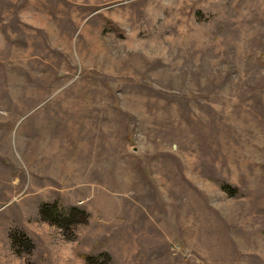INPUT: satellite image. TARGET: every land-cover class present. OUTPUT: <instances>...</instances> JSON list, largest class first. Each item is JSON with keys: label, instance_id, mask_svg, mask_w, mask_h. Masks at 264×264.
Instances as JSON below:
<instances>
[{"label": "rangeland", "instance_id": "1", "mask_svg": "<svg viewBox=\"0 0 264 264\" xmlns=\"http://www.w3.org/2000/svg\"><path fill=\"white\" fill-rule=\"evenodd\" d=\"M88 256L264 264V0H0V264Z\"/></svg>", "mask_w": 264, "mask_h": 264}, {"label": "crops", "instance_id": "2", "mask_svg": "<svg viewBox=\"0 0 264 264\" xmlns=\"http://www.w3.org/2000/svg\"><path fill=\"white\" fill-rule=\"evenodd\" d=\"M97 146H99L100 147V145H97ZM96 151V155H94L93 156V158H95V159H97V160H102V159H105V156L106 155H104V156H102L101 155V147L99 148V149H97V150H95ZM93 152V151H92ZM73 153V152H72ZM91 147L89 146L88 147V149L87 150H85V151H82V154H83V156H84V158H85V160H86V162H84V167H90L89 166V163H90V159H92V157H91Z\"/></svg>", "mask_w": 264, "mask_h": 264}, {"label": "trees", "instance_id": "3", "mask_svg": "<svg viewBox=\"0 0 264 264\" xmlns=\"http://www.w3.org/2000/svg\"><path fill=\"white\" fill-rule=\"evenodd\" d=\"M49 206H43L42 207V212H41V214L44 216V218L46 219V220H49L50 221V219L48 218L49 217V214L47 213V208H48ZM52 221H54V222H56V221H58L57 220V218L55 219V220H52ZM57 223V222H56ZM95 259V257L93 258V257H91V256H88L87 257V262H88V264H92V261Z\"/></svg>", "mask_w": 264, "mask_h": 264}]
</instances>
